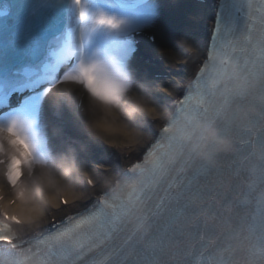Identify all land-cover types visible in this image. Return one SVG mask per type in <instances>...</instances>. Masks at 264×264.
I'll return each mask as SVG.
<instances>
[{"label": "snow or ice", "instance_id": "1", "mask_svg": "<svg viewBox=\"0 0 264 264\" xmlns=\"http://www.w3.org/2000/svg\"><path fill=\"white\" fill-rule=\"evenodd\" d=\"M245 6V30L239 35L230 30L221 34L218 27L206 61L174 111L214 122L232 138L235 150L217 154L215 165H209L196 159L180 138L190 121H165L160 138L148 142L142 161L131 169L134 184L118 185L125 195L105 193L93 209L60 222L69 226L60 229L56 224L38 239L37 246L48 245L47 264H77L85 257L88 264H264V16L257 20L251 3ZM80 16H85L83 9ZM94 23L118 25L104 15L94 17ZM216 50L235 64L239 76L253 82L247 91L234 90L230 82L223 91L206 87L211 53ZM86 69L113 92L121 89L112 70L83 58L64 80H83L99 95L75 75ZM237 108L250 110L241 115ZM0 132L9 134L4 139L18 153L8 162L7 180L12 185L22 178L25 167L47 163L35 156L17 120ZM13 134L23 141L25 151L17 147ZM87 184L95 186L92 179ZM68 203L60 201L63 206ZM131 217L146 221V230L129 223ZM10 219L19 223L16 216ZM13 240L11 229L0 227V241L11 245Z\"/></svg>", "mask_w": 264, "mask_h": 264}, {"label": "bare ground", "instance_id": "2", "mask_svg": "<svg viewBox=\"0 0 264 264\" xmlns=\"http://www.w3.org/2000/svg\"><path fill=\"white\" fill-rule=\"evenodd\" d=\"M211 1L212 0H206L203 2H199L197 0H157L156 5L152 9L143 10V8H141V11L119 14L120 21L123 24V31H127L132 27H138V24L142 25L144 28L156 30L159 38L158 44L146 45L143 47V50L150 53L154 57L163 55L166 58L165 62L159 61L157 58L153 61V65L156 69L154 72L170 73L169 76L166 77L160 76V73L158 76L153 77L149 75V73L142 72V74L140 73L141 82L139 85H136L138 88L134 89L132 88L133 84L131 82V75L135 72L130 71V69L128 70V68L113 69V72L119 78L120 82H126L130 85V94H146L150 96L154 104L172 112L173 99L181 96L185 85L194 75L195 71L199 67L200 60L204 56L206 41L209 37L206 26H209L212 23V16L216 10V5L213 6ZM188 7L191 10L189 12V16L198 22V25L193 27L196 31L194 35L181 32L180 29V25L185 23L184 16ZM175 37L177 38L178 43L169 44V42H171ZM184 42L192 44L198 51V54L195 57L186 50ZM178 58H182L181 61L183 62H181V66L177 67ZM176 67L177 71L175 73H171V70ZM129 72H131V75ZM163 89H168L169 91L166 92ZM62 90L67 91V96L68 98L70 97L71 103L73 104L72 107L62 106L64 117L68 120L66 124H58L57 122H54L52 118L54 116L53 114L57 112L55 100L58 99ZM150 90L159 91L160 94H150ZM80 93L81 85L68 82L63 78L55 86L50 87L49 89H44L34 101H29L28 103L20 106L18 109V113L22 114L26 120V126L33 131L32 137L34 139L36 138V134H40L43 137V140L41 141L43 144L51 141L59 143L58 147L63 149L64 152H60L61 149L58 150L57 147H52V149L55 150L53 152L56 154L55 156H57L58 159L71 155H80L79 153L81 148H78L76 144L74 145L72 141L67 138L68 134H72V136H79L82 134L83 129L87 130L84 123L85 117L83 112L80 109L75 110V104ZM82 100V105L86 107L88 104L87 94L83 96ZM12 120H14L13 116H10L8 119L3 118V116L0 115V125H6ZM51 122H53V124ZM71 122L74 123L72 127ZM132 122L141 127L146 133L145 140L142 145L137 146L136 149L131 151H120L93 137L89 139L85 138V140L89 141L91 145L100 146L107 152L119 151L120 156H118V162H115L114 165L112 163L84 161L78 163L75 161L79 169H82L90 174L87 177L88 179H94V183L97 182L95 183V186H89L87 181L81 178V182L78 185L79 190L84 193L81 198L70 199L67 206L61 205L59 200L54 201V205L49 208L48 212L40 220L39 226L28 227L23 225L18 227V231L23 234L31 232L48 224L52 216L60 218L68 212L85 207L91 202V196L94 193H97L102 190L103 187L108 186L110 182L117 177L121 169L126 168L132 161H134V159L139 157V154L145 149L148 142H150L155 136V129L161 127L165 121L152 120L143 116H138ZM73 126L75 127L73 128ZM62 135H64V137H62ZM56 161L58 160H52L51 162ZM2 169L3 167L0 164V187L2 189V193L5 194L0 202L2 203V207H4V209L12 212H18L19 202L16 197L17 190L15 187L9 186L4 181ZM23 172L22 181L24 183L25 176L27 174L26 167L23 169ZM11 198H14L12 203L9 202Z\"/></svg>", "mask_w": 264, "mask_h": 264}, {"label": "clouds", "instance_id": "3", "mask_svg": "<svg viewBox=\"0 0 264 264\" xmlns=\"http://www.w3.org/2000/svg\"><path fill=\"white\" fill-rule=\"evenodd\" d=\"M184 47L194 57L198 54L192 44L184 42ZM178 62L183 61L178 60ZM207 71L209 75L206 78V87L209 89L223 91L224 85L230 82L234 90L247 91L253 83L239 76L235 64L228 62L219 50L211 53V64ZM75 75L87 80L91 87L99 93V95L94 94L83 80L68 81L82 85L87 93L88 104L82 109L85 127L93 138L103 141L110 147L120 151H131L142 145L146 133L132 121L138 116H143L152 120H164L169 124H173L177 119L189 120L190 123L180 133V138L188 145L196 159L209 165H215L217 154L235 150L232 138L222 134L212 121L190 117L179 110L170 112L163 109L154 104L150 96L146 94H130V85L126 82H121V89L113 92L110 85L102 84L94 79V73L87 69L78 70ZM163 90L169 91L168 89ZM106 94L107 99L101 98ZM69 102H71L70 97ZM249 110L237 108V112L241 115L247 114ZM10 122L0 125V128L7 129ZM18 127L22 132L27 133L23 123L18 121ZM8 135L7 132H0V142H6L9 146L8 140L4 139ZM13 138L18 141L17 147L25 151L22 147L23 141L14 134ZM10 150L11 155L18 154L12 147ZM89 175L88 172L77 167L71 156L62 157L56 162L47 161L46 164H34L31 169L27 168L25 181L18 187L16 193L19 202V223L28 227L39 226L40 220L54 205V201L59 200L60 202L61 199H65L69 202L70 199L81 198L84 193L79 190L78 185L81 178L88 181ZM125 182L130 185L134 184L131 178H126L123 183ZM129 223L139 230L147 228L146 221L134 217L129 218ZM0 264H8L3 254H0Z\"/></svg>", "mask_w": 264, "mask_h": 264}, {"label": "rangeland", "instance_id": "4", "mask_svg": "<svg viewBox=\"0 0 264 264\" xmlns=\"http://www.w3.org/2000/svg\"><path fill=\"white\" fill-rule=\"evenodd\" d=\"M186 11H188V12H186ZM186 11H185V16H184L185 17V23H182L180 25L181 26L180 29H181V32H185L186 34L194 35L196 33V31L193 29V27H196L198 25V22L194 18L189 16V12L191 11L189 7L187 8ZM176 37H179V36H176ZM176 37L174 39H172V41L169 42V44L170 43L171 44L178 43ZM179 44H180V42H179ZM177 50H178V48H177ZM162 57H163V60L166 59L164 56H162ZM179 57H181V56H179ZM181 59L178 58V60H180V61H181ZM175 61H176V59H175ZM178 66H181V62L177 61V67ZM177 67L175 69L173 68L171 70L172 71L171 73H175L177 71ZM169 74L170 73H168V75H166V76H169ZM140 82L141 81L138 79V77H134L132 79V84H133L132 88H134V89L138 88V87H136V85H139ZM134 85H135V87H134ZM149 93L150 94H157V95L160 94L159 91H155V90H150ZM72 125H73V123H72ZM74 127L75 126H73V128ZM76 137H77V139H75V141L71 140L74 145L76 144L78 146V148H81L80 153H79L80 155L71 156L74 158V160L76 162L79 163L81 161H84V162H95V163L101 162V163H112V164H114L115 162H118V156H120L119 151L107 152L102 147L95 146V145L93 146V145H91V143L89 141L85 140V138H88V139L92 138V136L89 134L88 130L83 129L82 134L79 136H76ZM70 138H71V136H70Z\"/></svg>", "mask_w": 264, "mask_h": 264}]
</instances>
